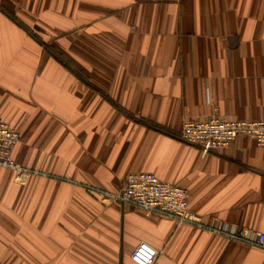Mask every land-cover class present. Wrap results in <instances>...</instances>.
<instances>
[{
    "label": "crops",
    "instance_id": "1",
    "mask_svg": "<svg viewBox=\"0 0 264 264\" xmlns=\"http://www.w3.org/2000/svg\"><path fill=\"white\" fill-rule=\"evenodd\" d=\"M264 121V0H0V264H264V251L106 202L131 173L188 190L205 226L264 232V148L203 155L185 122ZM94 190V191H93Z\"/></svg>",
    "mask_w": 264,
    "mask_h": 264
},
{
    "label": "built area",
    "instance_id": "2",
    "mask_svg": "<svg viewBox=\"0 0 264 264\" xmlns=\"http://www.w3.org/2000/svg\"><path fill=\"white\" fill-rule=\"evenodd\" d=\"M180 139L186 146L200 149L203 155L219 154L238 138H246L264 148V121H227L211 117L204 121H188L181 128ZM19 141V133L0 119V167L15 173L17 182H22L30 171L12 159L13 148ZM94 191V190H93ZM102 200L132 206L147 213L165 217L177 224L194 226L212 231L230 242L240 243L264 251V232L239 229L237 227L205 226L199 217L188 209V190L174 183L159 179L147 172L127 175L117 193L95 190ZM158 252L145 243L133 249L130 258L136 264H155Z\"/></svg>",
    "mask_w": 264,
    "mask_h": 264
},
{
    "label": "rangeland",
    "instance_id": "3",
    "mask_svg": "<svg viewBox=\"0 0 264 264\" xmlns=\"http://www.w3.org/2000/svg\"><path fill=\"white\" fill-rule=\"evenodd\" d=\"M56 264H62V263H58V262H56ZM66 264V263H65Z\"/></svg>",
    "mask_w": 264,
    "mask_h": 264
}]
</instances>
